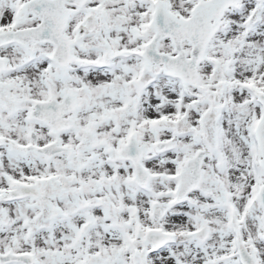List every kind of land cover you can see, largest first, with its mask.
Here are the masks:
<instances>
[{
  "label": "snow or ice",
  "instance_id": "6c2138e0",
  "mask_svg": "<svg viewBox=\"0 0 264 264\" xmlns=\"http://www.w3.org/2000/svg\"><path fill=\"white\" fill-rule=\"evenodd\" d=\"M0 264H264V0H0Z\"/></svg>",
  "mask_w": 264,
  "mask_h": 264
}]
</instances>
